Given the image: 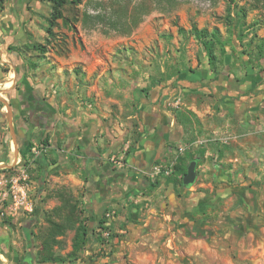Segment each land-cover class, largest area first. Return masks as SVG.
Instances as JSON below:
<instances>
[{
	"label": "crops",
	"instance_id": "1",
	"mask_svg": "<svg viewBox=\"0 0 264 264\" xmlns=\"http://www.w3.org/2000/svg\"><path fill=\"white\" fill-rule=\"evenodd\" d=\"M43 6V0H3L0 8V49H7L16 75L13 85L5 82L0 63V173L16 157L26 162L32 146L40 148L27 163L35 213L10 224L0 219V253L7 264H42L32 230L43 209L67 196L65 188L80 193L91 228L83 257L100 249L105 255L97 264H175L177 253L164 250L171 241H182L189 257L249 264L254 236L264 230V57L239 56L236 38L225 46L230 60L220 71H209L203 57L195 70L149 88L131 84L124 89L135 106L129 145V129L106 122L101 76L87 87L98 110L66 95L75 86L74 63L88 62L89 55H78L73 44L65 54L50 52ZM78 23L72 28L87 42ZM240 60L246 68L237 66ZM122 151L124 165L113 163L111 155ZM192 160L196 178L184 185ZM172 163L179 172L150 173L154 165ZM110 211L115 236L106 245L97 229Z\"/></svg>",
	"mask_w": 264,
	"mask_h": 264
},
{
	"label": "rangeland",
	"instance_id": "2",
	"mask_svg": "<svg viewBox=\"0 0 264 264\" xmlns=\"http://www.w3.org/2000/svg\"><path fill=\"white\" fill-rule=\"evenodd\" d=\"M235 1L237 6L231 9L229 14L227 12L229 0H83L76 6L65 4L64 14L70 21L63 24L61 19H58L44 44L51 47L50 52H56L57 48L65 54L68 52L67 46L71 44L78 50V55L86 51L89 60L84 63H74L72 75L75 78V86L73 90H68L66 95L81 103L84 108L98 110V100L93 98V90H91L93 94L88 93L87 87L91 86L92 79L95 80L98 75L101 76L106 86L99 87L108 101L109 108L106 112L108 113L106 122L109 126L122 123L123 127H127L129 134L126 138H130L128 142L130 145L135 138L136 123L132 118L135 106L134 102L126 99L124 89L131 87V84L134 87L144 85L143 87L149 88L153 83L166 81L179 72L193 71L203 57L208 64L204 49L192 34L193 24L197 26V29L204 28L207 31L217 29L220 41L226 43L223 49L218 44L215 46V71H220L225 64L229 63L230 54L226 52L225 46L229 47L228 45L232 44V40L236 38L237 45L239 43V56L244 54L252 58V61L264 57V50L262 55H259L257 51L258 45L264 43V36H262L264 33L262 2L264 0ZM2 4L3 0H0V8ZM43 4L42 12L47 15L45 25L47 29L51 6L48 0H43ZM76 23L82 30L85 29L87 42L82 40V36L76 32L75 27L72 28ZM181 31H184V34ZM2 51L5 53L4 59L9 61L7 49L3 47ZM90 62L95 63L96 67ZM242 65L243 62L240 60L237 66ZM2 67L6 74L10 70L11 76L16 77L14 69L6 62ZM243 67L246 68L245 65ZM74 68L80 71L76 72ZM210 69L208 65V70ZM65 70L70 76L69 69ZM107 78H115L118 81L108 83ZM120 157L124 159L123 151ZM65 189L68 190L66 195L71 196V204L77 207L75 215L88 223L85 213L83 211L79 213V210H82L80 198H78L80 193L74 195L71 190ZM63 203L62 200L59 204L43 209V213H40L41 221L32 230L33 246L36 249L49 226L48 219L67 226L63 235L57 237L59 242L53 247L54 253L64 255L71 249L72 237L78 223L73 222L69 206ZM257 232L251 246L252 252L247 260L249 264H264V230ZM169 245L171 248L166 246L164 250L170 249L177 253L175 264H226V261L213 257L199 259L194 255L187 256L184 254L186 245L182 241L176 244L171 241ZM108 247L109 245L106 247L107 256L112 253ZM179 252L182 254H178Z\"/></svg>",
	"mask_w": 264,
	"mask_h": 264
},
{
	"label": "trees",
	"instance_id": "3",
	"mask_svg": "<svg viewBox=\"0 0 264 264\" xmlns=\"http://www.w3.org/2000/svg\"><path fill=\"white\" fill-rule=\"evenodd\" d=\"M50 2L51 10H50V16H49V25L47 27L48 31L51 32L52 27L57 24V20L61 19L63 24H66L67 21H70V19L64 14V6L65 4H70L71 6H76L82 3L83 0H48ZM259 1V0H257ZM230 5H228L227 12L231 11V9L235 8L237 6L235 0H229ZM264 2H262V5ZM264 6V5H263ZM182 34H184V31H181ZM192 34L196 41L201 45V47L204 49L207 57V61L209 66L212 69H215V53L214 49L216 44L221 46V49L224 48L225 42L220 41L219 32L217 29L212 31H207V29H197V26L195 24L192 25ZM257 51L259 55H262V51L264 50V43H261L257 47ZM246 53V52H245ZM179 172V165L175 164L173 166V172ZM184 172V171H183ZM63 204L69 206L70 208V216L73 217V222L78 223L77 226H75V232L72 237L71 242V249L64 255L56 254L54 253L53 247L58 244L59 239H57L58 236L63 235L64 231L66 230L67 226L61 222L54 221L52 219H48L49 226L47 230H45L41 240L40 244L36 249L35 256L37 259V262L45 264V263H54V264H64L67 262V264H74L75 262L79 261L80 264H97L96 261L98 258L105 255L102 250H98L96 252H91L87 255V258L83 257V253L86 249L89 248L88 245V237H89V231L91 228L88 226L86 222H84V219L78 218L75 215L76 205L71 204L70 195L64 196ZM82 212V210H79V213ZM35 213V210H34ZM7 220L10 224L11 219H3ZM106 221L101 219L100 220V227H106L104 225ZM115 233H112L111 238H114ZM111 240H104L100 238V243L106 242V245L110 243ZM86 262V263H84Z\"/></svg>",
	"mask_w": 264,
	"mask_h": 264
},
{
	"label": "built area",
	"instance_id": "4",
	"mask_svg": "<svg viewBox=\"0 0 264 264\" xmlns=\"http://www.w3.org/2000/svg\"><path fill=\"white\" fill-rule=\"evenodd\" d=\"M5 53L0 49V63L6 62L9 67V61L4 59ZM11 71L7 72L6 80L14 82V77L11 76ZM5 80V82H7ZM4 82V83H5ZM183 150V148H180ZM31 156L26 162L21 157H16L11 160V166L0 173V219H16L21 215H29L34 211L35 203L31 195L33 183L28 173V162L34 160V157L39 153L40 148L36 145L30 148ZM110 160L117 165H124V159L119 155H111ZM24 162V163H23ZM173 163L169 166L154 165L151 169V174L154 176H168L173 172ZM7 171V172H6ZM115 216L114 211L106 213L108 220L104 223L106 226L99 227L97 232L99 236L108 240L112 236V230L109 226V221ZM1 264H7L5 256L0 253Z\"/></svg>",
	"mask_w": 264,
	"mask_h": 264
},
{
	"label": "water",
	"instance_id": "5",
	"mask_svg": "<svg viewBox=\"0 0 264 264\" xmlns=\"http://www.w3.org/2000/svg\"><path fill=\"white\" fill-rule=\"evenodd\" d=\"M196 161H190L186 173L183 175L182 182L184 185L192 184L196 178V171H195Z\"/></svg>",
	"mask_w": 264,
	"mask_h": 264
}]
</instances>
